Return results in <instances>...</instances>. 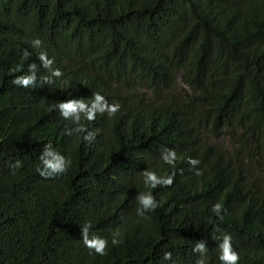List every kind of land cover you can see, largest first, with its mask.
<instances>
[{"label": "trees", "instance_id": "16d2710c", "mask_svg": "<svg viewBox=\"0 0 264 264\" xmlns=\"http://www.w3.org/2000/svg\"><path fill=\"white\" fill-rule=\"evenodd\" d=\"M93 93L120 109L81 113L88 142L56 105ZM47 145L71 164L44 178ZM141 192L159 205L144 217ZM225 234L264 264V0H0V264H221Z\"/></svg>", "mask_w": 264, "mask_h": 264}, {"label": "clouds", "instance_id": "9594fccd", "mask_svg": "<svg viewBox=\"0 0 264 264\" xmlns=\"http://www.w3.org/2000/svg\"><path fill=\"white\" fill-rule=\"evenodd\" d=\"M34 45L41 44L39 39H34L32 41ZM27 55V53H25ZM39 59L42 62L43 67L51 69V65L53 64V60L49 59L47 55L43 52L40 53ZM32 74L18 76L13 82L17 85H22L23 87H29L34 79H35V64L29 66ZM51 75L54 77L62 76V73L59 69L51 70ZM56 107L59 109V112L64 118H68L71 114L72 121L77 126L73 128L71 131L75 133H85L82 137L84 141L91 142L94 139L95 133L88 131L80 124L81 113L84 115V118L88 121H93L96 118V114L107 113L109 116H114L120 109V105L118 103H108L104 96L99 93H93V98L90 103H86L84 100H67L61 101ZM162 160L173 168L175 167V162L177 160V154L172 149H164L161 152ZM40 160L42 163V167L38 168L37 171L41 177L49 178L61 173H64L67 168L70 166L71 161L66 159L59 152L55 151L50 145L45 146V150L40 156ZM188 163L192 166H196L199 164V160L193 159L189 157ZM17 167L19 166V162H17ZM175 173L172 175L166 176H158L153 171H144L143 178L146 186L151 188H156L158 186H171L173 183V177ZM139 207L137 208V215L144 217L146 212L152 211L157 208L158 202L155 200L154 196L151 192L148 193H138L136 196ZM223 210V206L220 203H216L213 205L212 211L219 215ZM147 218V217H145ZM222 218V217H221ZM90 224H86L81 231V236L84 245L94 250L97 254L103 256L106 254V248L108 241L102 237L97 235L89 236V228ZM120 233L117 231L113 234L112 244L118 245L121 241L118 238ZM219 254L218 258L221 261V264H238L239 254L233 249L231 244V236L225 234L223 236L222 242L219 244ZM195 250H199L201 252L206 251L204 249L203 244H197ZM165 259H170L171 254L165 253ZM197 264H205L203 259L197 261Z\"/></svg>", "mask_w": 264, "mask_h": 264}, {"label": "rangeland", "instance_id": "374dc122", "mask_svg": "<svg viewBox=\"0 0 264 264\" xmlns=\"http://www.w3.org/2000/svg\"><path fill=\"white\" fill-rule=\"evenodd\" d=\"M179 85H182V79H181V77H179ZM227 145L229 144V143H226ZM230 145V144H229Z\"/></svg>", "mask_w": 264, "mask_h": 264}]
</instances>
